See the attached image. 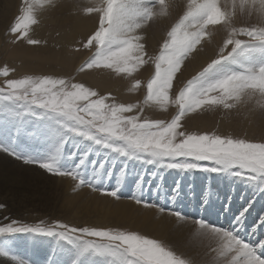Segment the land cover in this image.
<instances>
[{
	"label": "rangeland",
	"instance_id": "374dc122",
	"mask_svg": "<svg viewBox=\"0 0 264 264\" xmlns=\"http://www.w3.org/2000/svg\"><path fill=\"white\" fill-rule=\"evenodd\" d=\"M168 1L165 0L163 8L157 5L154 8L152 19L133 33L136 36L140 35L139 43L144 45L145 52L142 55L144 62L134 72L128 74L125 72L117 73L104 67H93L91 69L85 67L92 59L95 48L92 45L85 48L84 44L87 43L88 38L99 27L98 13H88L87 9L103 6L104 0H0V23H2L0 26L7 29L4 30L3 35L0 34V90H2L0 91V143H10L11 146H8V148L7 145H4L6 149L11 148L12 145L20 146L21 151H11L12 149L7 151L9 158H15L25 165L38 166L41 163H50L59 172H61L60 167L63 166L61 164L64 163L65 159L64 156H59V147L69 149L70 157H74L75 151L78 150L81 163L86 161L89 163L98 162V167L102 168L100 170L102 174L114 163L116 167L114 173L118 172L119 177H122L123 173L131 176V170L128 171L130 163L131 167L135 169L142 167L143 179L140 181L148 184L143 190L154 189L157 185L156 176L154 175V172H156L155 168L162 174L160 178L165 181V184L163 183L164 188L168 184L170 177H174L172 175H180L183 181L185 180L182 184V180L178 178L181 183L179 184L181 186V194H183L185 189L192 188L191 190L194 191V188L197 190L198 186H203L207 191L203 198L205 200L204 203L209 205V209L213 212L217 211L216 216L212 215L213 217L210 216V218L203 213L201 222L205 221V224L217 228H226L225 230L227 231L228 223H231L233 225L231 227L237 228V230L245 229L249 233L251 232V235H257L264 240V178L236 176L233 174L236 170L232 168L219 172L201 171L198 169H189L187 171L169 169L161 166L160 160L146 154L133 153L120 142L100 136H96L94 139H86L83 135L76 134L78 128L73 121L48 108L41 107L39 103H33L30 95L29 98L24 93L11 97L7 96L9 92L13 91L7 88V83L10 80L63 79L68 85L78 83L95 92L97 95L91 97V100L103 97L106 98L105 103L107 104L133 105L131 112L122 114L124 117L135 116L139 122H144L145 120L170 122L178 112V106L174 103L175 95L178 94L179 90L187 86L188 81L197 75L203 67H206L211 59L216 58L231 29L264 27V6H261L260 0H256L255 4L252 3V0H247L244 4L241 3V0H217V5L222 14H227L226 18L222 19L219 24L207 27L200 44L197 45L193 54H189L185 59L181 65V71L177 73V78L173 80V87L169 90L168 102L162 105L155 100L148 99L147 82L155 73L154 61L167 39V32L188 11L190 3V0H180L182 1V10L177 14L172 5L169 6L167 4ZM53 2L57 3L53 4ZM127 2L136 3L138 0H127ZM144 2L148 3L149 7L153 6V0H144ZM26 3L31 7V16L35 22L29 25L25 36H21L19 33L14 35L10 29ZM54 6L61 9L60 12L55 10V15H48V11ZM74 17H79L81 23L75 28V34L71 37L72 40H69L64 35L65 31L71 30L73 32L74 29H71V26H74ZM39 27L43 28H40L39 31L37 30ZM35 34H39L36 39L33 36ZM238 38L246 39V37ZM28 39L37 40L39 43L29 44ZM60 40L64 43H61ZM147 40L154 44L152 45ZM29 51L30 56H27V58L16 59L17 53L24 55ZM196 52H199L197 59L193 56ZM44 54H46V62H44ZM40 56L43 59L41 58L40 60ZM258 65H264V45H248L240 56L225 65L217 75L223 72L255 68ZM211 78H208V82H210ZM227 103L231 106L206 104L187 112L181 118L178 131H184L189 134L219 135L222 138L264 143V94H260L258 91L251 92L246 90L239 98ZM52 143L57 144L55 149L51 147ZM105 144L110 145V147H104ZM111 147L124 148L125 155L112 151ZM55 150L58 152H54ZM117 156L120 157L118 163L116 162L117 160L115 161ZM149 160L152 162L149 163ZM179 162L196 164L198 168L217 167L207 162L194 161L191 158L182 159ZM41 170L45 171L43 168ZM66 172L71 173L70 171ZM163 172L165 175H163ZM73 175H71V178L78 180L79 174L76 175L77 177ZM124 178L126 177L124 176ZM80 182L86 185L84 181L81 180ZM134 183L136 184L137 182L135 181ZM38 190L41 192L49 190V188L45 186V188L40 187ZM188 194L190 195V193ZM55 198L52 205L60 204L58 197L56 196ZM187 198L189 199L187 203L189 204L192 199L197 206V210H199L201 203L192 196ZM199 199H202V197ZM9 205L10 203L7 205L0 203V213L5 211L9 213L3 216V220L0 221V227H5L16 221L17 223L13 226L28 225L36 227L39 225L60 230L55 228L57 224H66V221H70L72 225L68 223L69 227L124 231L153 239L172 251L183 264H230V257L221 253L219 242L207 234L206 231L198 228L191 234L187 233L189 237L192 236L196 239L193 243L188 239L185 244H190L192 248L196 249V252L186 256L183 254L187 253L183 248V232L181 233L182 235L178 234L176 236L165 233L163 235L165 239L149 237L128 225L114 224L109 218L101 221L99 220L101 216L99 212L93 214L80 212L76 218L62 221V219H53L49 213L40 210L39 214L37 213V215H41L38 221L28 222L27 220H21L24 217L23 214L20 216V220L14 218L19 216L16 215V209L8 210ZM187 207L189 208L188 205ZM242 211H244L243 217L237 223V217H240ZM30 214L26 212L27 216H30ZM226 216L231 218L229 219L230 222H228L229 220ZM185 218L195 219L189 214ZM217 219H220L218 222L222 223L221 227L215 224ZM254 232L257 233L255 234ZM179 235L180 237L177 238ZM237 235L236 233V238H238ZM84 238L97 244L110 245L108 247L115 254L89 248L85 241L78 236L61 238L55 234L52 236L33 233L0 235V248L5 246L6 242L8 243L6 245L13 247L15 250L20 248L21 253L24 255V260L28 264H55L57 261L52 253L47 255L44 251H35L36 247H31V243H28L31 239L33 241L38 239L45 248H49L48 243L56 242L55 244L63 245L59 248L60 251H75L77 257L72 264H79L80 260L85 258L97 260L104 264H126V261L130 259L122 250H118L115 245H111L112 242L96 237ZM22 248H32V250L27 249V251H24ZM9 252L12 253V251Z\"/></svg>",
	"mask_w": 264,
	"mask_h": 264
},
{
	"label": "snow or ice",
	"instance_id": "6c2138e0",
	"mask_svg": "<svg viewBox=\"0 0 264 264\" xmlns=\"http://www.w3.org/2000/svg\"><path fill=\"white\" fill-rule=\"evenodd\" d=\"M246 2L247 0H241L242 4ZM255 2L256 0H252L253 4ZM164 4L165 0H153L152 7H149L144 0H138L136 3H129L127 0H104L103 6L88 8V13H98L99 27L84 44L85 48L90 45L95 48L92 59L85 67L89 69L104 67L117 73L134 72L144 62L142 60L144 45L139 43L140 37L133 33L152 19L157 5L163 8ZM260 4L264 6V0H260ZM226 15V13L222 14L217 0H200V2L190 0L188 11L167 32V39L155 58V73L147 82L149 100H155L162 105L168 102L169 90L173 87V80L177 78V73L181 71L182 63L196 50L207 27L221 23ZM34 22L31 7L26 3L10 31L14 35L19 33L25 36L29 25ZM238 37H246V39ZM28 43L37 44L39 41L28 39ZM257 44L264 45V27L232 28L216 58L211 59L206 67H203L188 81L187 86L175 95L174 103L178 106V112L170 122L159 120L139 122L135 116L124 117L122 114L131 112L133 105L107 104L106 98L103 97L91 100V97L97 95L95 92L78 83L68 85L63 79L10 80L7 88L13 91L7 96L24 93L29 98L30 95L33 103H39L41 107L48 108L73 121L78 128L76 134L83 135L86 139L100 136L120 142L129 151L156 158L161 161V166L169 169L219 172L232 168L236 170L233 173L236 176L264 178V143L178 131L181 118L187 112L203 105L223 104L225 107H230L231 105L227 102L236 100L246 90L264 94V65L217 75L225 65L240 56L246 46ZM209 77H212L210 82H208ZM104 147H110V145L105 144ZM111 150L125 155L124 148L111 147ZM188 158L217 167L198 168L196 164L179 162ZM38 166L52 175H73L57 171L50 163H41ZM141 179H143L142 176ZM173 191L175 192V189ZM102 194L119 199L115 191ZM136 203L146 208L153 206L140 199H137ZM243 214L242 212L240 217H237V223ZM169 215L184 219L176 211H171ZM16 223L13 221L12 224L0 227V235L33 233L48 236L55 234L61 238L78 236L89 248L115 254L108 247L110 245L97 244L84 238L96 237L112 242L111 245L122 250L130 258L126 264H183L161 243L130 232L69 227L63 223L55 226L60 230L39 225L36 227L13 226ZM192 223L219 242L221 253L230 257V264H264V258L257 254L258 249L264 248V240L253 248L229 231L209 226L200 220L192 221Z\"/></svg>",
	"mask_w": 264,
	"mask_h": 264
},
{
	"label": "bare ground",
	"instance_id": "6f19581e",
	"mask_svg": "<svg viewBox=\"0 0 264 264\" xmlns=\"http://www.w3.org/2000/svg\"><path fill=\"white\" fill-rule=\"evenodd\" d=\"M181 3L182 1L180 0H169L167 2L169 6L172 5L177 14L182 10ZM55 10L60 12L61 9L54 6V8L48 11V15H55ZM73 23L74 26H71V29H74L73 32L71 30H68L67 32L65 31L64 35L65 38H68L69 40H72L71 37H73L75 34V28L79 23H81L80 18L74 17ZM0 25H2V23H0ZM40 28L43 27H39L37 28V30L40 31ZM5 29L6 28L0 26V34L3 35ZM33 36L36 39V36H39V34H35ZM138 37H140V35ZM68 43L72 44L71 42ZM150 43L152 45L154 44L152 42ZM26 53L27 54L24 55L17 53L16 59L19 60L20 58L23 59L27 58V56H30V51ZM198 54L199 52H196L193 56L197 59ZM45 55L46 54H44V58L46 57ZM41 58L42 57L40 56L39 59L41 60ZM44 62H46V58ZM4 145H7V148L8 146H11L10 143H0V203L4 205L10 203L8 210L11 211L13 209H16V215L19 216L14 217L16 219L20 220V216L23 214L24 217L21 218V220L23 221H38L41 215H37V213L39 214L40 210L49 213V215L53 219H62V221L76 218L80 212L84 214H93L99 212V214H101L99 220L104 221L105 219L109 218L111 221H113L114 224L121 223L123 225H128L135 230H139L141 233H145L149 237L164 238L163 235L165 233L176 236L183 232V248L187 251V253L183 254L187 256L189 254L192 255L194 252H196V249L192 248L190 244H185L188 239H190L191 243H193L196 239L192 236L189 237L187 235V233H193L197 228L193 225L192 221H201V216H203V213L209 218L212 215L216 216L217 211L213 212L211 209H209V205H206L204 203L205 200H203V198L207 194V191L203 186H198L197 190L194 188V191L191 190L192 188L185 189L183 194H181V186L179 185L181 183L179 182L178 178L182 180V184L183 182H185V180L183 181L180 175H172L174 177H170L168 184L164 188L163 183L165 184V181L163 178H160L162 177V174L160 171H158V169L155 168L154 170H156V172H154V175L156 176L155 181L157 185L154 187V189L143 190V188H145L146 185L148 186V184H145V182L142 183L140 181L142 176V167H138L135 169L134 167H131L129 163L128 171L131 170V176L128 174L125 175V173H123L124 175L122 177H119V173L117 171V173H114L116 167L114 166V163H112L113 165L111 164V167H108L102 174V172L100 171L102 168L100 169V167H98V162L89 163L88 161H86L85 163H81L78 150L75 151L74 157H70L69 149H67L66 147H59V156L65 157L63 161L64 163L61 164V166H63L60 167V171H70L75 176L79 174L78 177L76 176L78 180H73L71 178V175H52L46 171L41 170L39 166L30 164L25 165L15 158H9L7 155V151L11 149V151H21V148H19L20 146L16 147L15 145H12L11 148L6 149ZM56 145L57 144L52 143L51 147L55 149ZM54 152L58 151L55 150ZM119 160V156L115 157V161L117 163ZM109 173L111 174L109 175ZM163 175H165L164 172ZM124 176L126 178H124ZM81 180L84 181L86 185L81 184ZM135 181L137 182L136 184L134 183ZM138 182L139 186H137ZM124 183H126V185H124ZM39 186L42 188L48 186L49 190L39 192ZM174 189L175 192L173 191ZM110 191L117 192L119 199L102 194L104 192ZM188 193H190V195ZM56 196L61 203L52 205L54 200L56 199ZM189 196L194 197L196 201L201 203V207L199 208L200 211L197 210V206L192 201V199L189 204L187 203L189 199L187 198V200L186 197ZM200 197H202V199H199ZM137 199L146 201L153 206L146 208L142 204L136 203ZM50 201H52L51 204H49ZM187 205L191 209H189ZM171 211L178 212L181 216L184 217V219H179L176 216L169 215ZM26 212L31 213L30 216H27ZM242 212L244 213V211ZM6 213H8V211L0 213V221L3 220V216L6 215ZM187 214L195 219L190 220L189 218H185ZM226 217L228 220L231 219L228 216ZM219 220L220 219L214 221L215 224L221 227L222 223L218 222ZM228 222H230V220ZM65 223H69L70 225H72L70 221H66ZM228 224V231L236 236V233L238 231L237 228H231V226L233 225H231V223ZM225 229L226 228H223L222 230ZM179 237L180 235L177 238ZM28 243H31V247H36L35 251H44L47 253V255L48 253H52L57 259L55 264H72L76 261L75 258L77 257V254L75 251H60L59 248L63 245L55 244L56 242L48 243L47 245L49 246V248H45L38 239L34 241L31 239ZM6 244L8 243L6 242ZM6 244L2 248H0V264H28L24 260L25 258L21 253L20 248L16 249V252L13 247ZM27 249L32 250V248H24L23 250L27 251ZM9 251H12V253ZM79 264L104 263L97 260L85 258L81 259Z\"/></svg>",
	"mask_w": 264,
	"mask_h": 264
},
{
	"label": "crops",
	"instance_id": "0c3cea01",
	"mask_svg": "<svg viewBox=\"0 0 264 264\" xmlns=\"http://www.w3.org/2000/svg\"><path fill=\"white\" fill-rule=\"evenodd\" d=\"M55 3H57V2H53V4H55ZM63 14V13H62ZM81 14V13H80Z\"/></svg>",
	"mask_w": 264,
	"mask_h": 264
}]
</instances>
